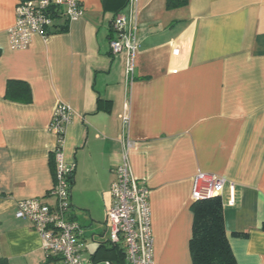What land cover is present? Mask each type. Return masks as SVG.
I'll return each mask as SVG.
<instances>
[{"label":"crops","instance_id":"1","mask_svg":"<svg viewBox=\"0 0 264 264\" xmlns=\"http://www.w3.org/2000/svg\"><path fill=\"white\" fill-rule=\"evenodd\" d=\"M18 1L0 0V258L47 260L39 234L14 212L27 199L54 205L49 124L60 103L73 113L62 152L74 166L69 217L80 226L85 260L109 241L125 111L131 174L150 190L154 264H192L199 173L225 180L218 197L236 263L264 264V0H189L171 10L165 0H136L140 47L129 81L124 54L109 48L115 13L129 16L124 0H80L82 18H61L58 32L14 51L7 30ZM11 81L28 85L29 103L6 98ZM98 98L110 105L97 110Z\"/></svg>","mask_w":264,"mask_h":264},{"label":"built area","instance_id":"2","mask_svg":"<svg viewBox=\"0 0 264 264\" xmlns=\"http://www.w3.org/2000/svg\"><path fill=\"white\" fill-rule=\"evenodd\" d=\"M136 0H128L129 16L115 14L111 22L109 39L112 56L124 54L127 81L134 75V62L139 51L135 14ZM84 14L80 0H19L15 7V21L7 30L8 46L14 51L26 50L33 36L42 40L58 32L57 21L64 18L73 23ZM178 51L174 50V54ZM73 118L72 110L64 104H57L49 130L57 138L52 152L54 172L53 185L47 196L54 205L40 199H27L16 203L14 217L28 221L39 234L48 256L61 258L63 264H91L80 253V226L69 217L70 179L74 166L64 161L62 143L66 127ZM123 152L115 158L114 181L110 185V205L106 210L109 223L108 240L120 244L125 253V264H154V242L151 232L150 190L145 180L135 179L130 170L127 152L131 142L126 139L129 116L124 111L120 116ZM124 138V139H123ZM225 180L215 175L197 174L192 183L191 201L197 202L219 196Z\"/></svg>","mask_w":264,"mask_h":264},{"label":"trees","instance_id":"3","mask_svg":"<svg viewBox=\"0 0 264 264\" xmlns=\"http://www.w3.org/2000/svg\"><path fill=\"white\" fill-rule=\"evenodd\" d=\"M189 0H165L167 10L185 7ZM128 0H124L126 8ZM121 10H117V13ZM6 98L22 103H29L31 100L30 89L24 82L11 81L7 84ZM110 105L109 101L97 99V110ZM105 106V107H104ZM108 110V109H107ZM51 166L54 169L53 157ZM54 172V171H53ZM70 188L73 184V176L70 179ZM191 211L193 215L191 238L189 241V252L192 264H237L231 252L223 220V207L221 199L214 198L192 202ZM61 258L47 256L43 264H57ZM91 264L109 263L125 264V253L120 244H100L90 261ZM0 264H7V261L0 258Z\"/></svg>","mask_w":264,"mask_h":264},{"label":"water","instance_id":"4","mask_svg":"<svg viewBox=\"0 0 264 264\" xmlns=\"http://www.w3.org/2000/svg\"><path fill=\"white\" fill-rule=\"evenodd\" d=\"M99 264H109V263H106V262H105V263H99Z\"/></svg>","mask_w":264,"mask_h":264}]
</instances>
